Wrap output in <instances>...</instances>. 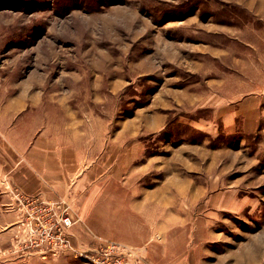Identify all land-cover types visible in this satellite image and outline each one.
Listing matches in <instances>:
<instances>
[{"label":"rangeland","instance_id":"obj_1","mask_svg":"<svg viewBox=\"0 0 264 264\" xmlns=\"http://www.w3.org/2000/svg\"><path fill=\"white\" fill-rule=\"evenodd\" d=\"M74 4L0 0V120L80 128L106 152L95 198L149 194L152 242L169 238L154 258L129 245L146 263L264 264V133L238 111L264 90V0ZM83 56L112 65L66 74Z\"/></svg>","mask_w":264,"mask_h":264},{"label":"crops","instance_id":"obj_2","mask_svg":"<svg viewBox=\"0 0 264 264\" xmlns=\"http://www.w3.org/2000/svg\"><path fill=\"white\" fill-rule=\"evenodd\" d=\"M239 105L245 127L264 133V90L248 96ZM14 119L0 120V264H85L71 252L42 258L10 251L13 235L19 228L20 210L5 194L14 190L41 195L51 202L66 200L76 219L71 233L79 249H93L102 243L101 238L118 239L126 245L149 244L145 254L151 258L157 248L153 246L166 255V233L158 242H152L156 222L151 208L155 200L149 194L140 200L133 195L126 202L95 198L97 170L106 159V152L101 153L99 147L91 150V142L80 128L53 123L32 125L22 117ZM130 156L128 159L134 158V148ZM114 158L116 161L117 156ZM5 254L14 257L13 261L4 258ZM16 259L18 262L14 263ZM163 264L188 262L170 259Z\"/></svg>","mask_w":264,"mask_h":264},{"label":"built area","instance_id":"obj_3","mask_svg":"<svg viewBox=\"0 0 264 264\" xmlns=\"http://www.w3.org/2000/svg\"><path fill=\"white\" fill-rule=\"evenodd\" d=\"M16 192L19 228L13 235L10 251L42 258L71 252L85 264H148L141 250L116 241H104L93 249L77 248L71 233L76 219L66 200L51 202L39 195Z\"/></svg>","mask_w":264,"mask_h":264},{"label":"bare ground","instance_id":"obj_4","mask_svg":"<svg viewBox=\"0 0 264 264\" xmlns=\"http://www.w3.org/2000/svg\"><path fill=\"white\" fill-rule=\"evenodd\" d=\"M82 42L85 43V41L82 40ZM83 43V44H84ZM77 50V49H76ZM85 51V50H84ZM93 53V54H92ZM98 53H102L97 47L96 45H93L91 46L90 48H88L87 52L84 54L85 56H89V55H92L93 58H99L98 56H95L96 54ZM54 55H58L57 53H53L51 52V56L53 57ZM83 55V54H82ZM102 56V55H101ZM49 57V56H48ZM47 57V58H48ZM87 58V57H86ZM42 61V60H41ZM50 60H48L47 62H49ZM118 61V60H117ZM105 63L104 65L102 63ZM112 60H109L108 62L106 61H100L99 64L95 65V61L94 59L91 58V61L90 64L88 62V60H85L84 56L82 57V59H79L78 62L76 63V66L75 65H72L70 63H66L64 64V69H66V66H68L70 69H74V71L72 72H67L66 74H95L96 71H100L101 69L103 68H106V67H110L112 64H111ZM118 64V63H117ZM53 66V62H49L47 64V68L48 70H50ZM133 69V68H132ZM108 70V69H107ZM47 71V70H46ZM77 71H79V73H77ZM117 71V70H116ZM49 72V71H48ZM113 73V71H111ZM73 76V75H72Z\"/></svg>","mask_w":264,"mask_h":264},{"label":"trees","instance_id":"obj_5","mask_svg":"<svg viewBox=\"0 0 264 264\" xmlns=\"http://www.w3.org/2000/svg\"><path fill=\"white\" fill-rule=\"evenodd\" d=\"M111 1L119 2V3H120V2H122L123 0H97V1L95 2V4H93V5H91V4H89V5H88V4H85V0H83V1H81V2L75 0V4H74L73 6H75L76 8H85V9L90 8V9H92V8L95 7V6H100V5L109 4ZM82 2H83L85 5H83Z\"/></svg>","mask_w":264,"mask_h":264}]
</instances>
